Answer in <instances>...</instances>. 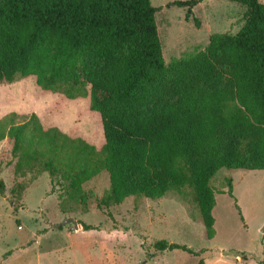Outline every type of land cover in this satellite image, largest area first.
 <instances>
[{"label":"trees","instance_id":"1","mask_svg":"<svg viewBox=\"0 0 264 264\" xmlns=\"http://www.w3.org/2000/svg\"><path fill=\"white\" fill-rule=\"evenodd\" d=\"M203 1L168 6L187 7L190 19ZM227 1L247 9L240 31L214 34L205 49L166 64L151 0H0V85L34 76L42 90L90 97L105 139L98 149L44 128L35 113L11 112L0 118V142L15 173L59 179L87 213L84 184L108 172L100 209L175 199L213 239L217 173L264 171V3ZM226 182L235 198L232 178ZM154 248L196 255L166 240Z\"/></svg>","mask_w":264,"mask_h":264},{"label":"rangeland","instance_id":"2","mask_svg":"<svg viewBox=\"0 0 264 264\" xmlns=\"http://www.w3.org/2000/svg\"><path fill=\"white\" fill-rule=\"evenodd\" d=\"M176 1L188 0H151L160 8L156 22L166 64L205 49L214 34H237L246 22V7L231 1L204 0L190 19L187 7L168 6ZM11 112L35 113L44 128L58 127L98 149L105 143L101 116L91 111L90 97L70 100L42 90L34 76L0 85V118ZM4 150L0 264H206L220 251L227 255L237 251L247 264H260L264 258V171L217 173L212 180L216 235L208 239L203 223L193 221L175 199L129 198L120 206L100 209V200L110 189L108 172L84 184L89 211L83 213L69 202L66 183L37 170L17 175L5 141L0 142V156ZM228 177L235 198L229 195ZM67 219L77 222L79 229L73 223L58 227ZM79 222L96 229L84 231ZM161 240L186 246L196 255L158 252L154 245Z\"/></svg>","mask_w":264,"mask_h":264},{"label":"crops","instance_id":"3","mask_svg":"<svg viewBox=\"0 0 264 264\" xmlns=\"http://www.w3.org/2000/svg\"><path fill=\"white\" fill-rule=\"evenodd\" d=\"M227 254H225V251L217 252L213 259L206 264H247L245 257L241 258L239 252L234 251L232 255Z\"/></svg>","mask_w":264,"mask_h":264},{"label":"water","instance_id":"4","mask_svg":"<svg viewBox=\"0 0 264 264\" xmlns=\"http://www.w3.org/2000/svg\"><path fill=\"white\" fill-rule=\"evenodd\" d=\"M73 223L75 226V229H79V224L77 222H75L73 219H67L64 223H61L58 227H62L65 226L67 224Z\"/></svg>","mask_w":264,"mask_h":264}]
</instances>
